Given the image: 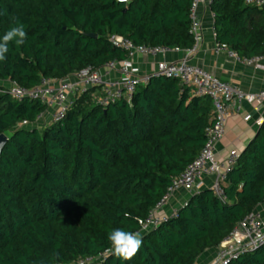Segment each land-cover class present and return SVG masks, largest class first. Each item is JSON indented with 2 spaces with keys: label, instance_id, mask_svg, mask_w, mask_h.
I'll return each mask as SVG.
<instances>
[{
  "label": "trees",
  "instance_id": "obj_1",
  "mask_svg": "<svg viewBox=\"0 0 264 264\" xmlns=\"http://www.w3.org/2000/svg\"><path fill=\"white\" fill-rule=\"evenodd\" d=\"M189 0H0V37L16 22L27 40L9 45L0 80L22 88L123 62L116 36L135 46L191 50ZM215 42L242 60L264 58V9L213 0ZM96 36V38H90ZM46 107L0 89V264H195L264 203V123L224 182L225 200L201 190L156 229L130 261L107 254L113 229L140 231L171 183L193 162L213 124L210 100L177 80L151 77L131 104L77 98L42 129ZM230 264H264V246Z\"/></svg>",
  "mask_w": 264,
  "mask_h": 264
},
{
  "label": "built area",
  "instance_id": "obj_2",
  "mask_svg": "<svg viewBox=\"0 0 264 264\" xmlns=\"http://www.w3.org/2000/svg\"><path fill=\"white\" fill-rule=\"evenodd\" d=\"M130 1L116 0L121 4H127ZM189 1V34L194 40V46L187 51L192 54L202 40V25L198 15L199 5L204 2L210 8L213 0ZM244 3L247 6L264 9V0H244ZM210 16L214 21V14L211 13ZM109 41L113 46L126 52L125 61H112L96 70L86 68L70 73L61 80L42 78L38 85L30 89L22 88L15 82L0 80V89L11 99L17 102L26 100L39 102L46 107L45 112L39 114L34 122L23 121L17 124L15 129L40 130L46 125L61 122L75 100L84 94H89L93 104L101 108L117 102H126L130 105L137 87L145 86L151 77L177 80L182 87L190 89L192 95L210 100L213 108V124L205 130V144L199 154L172 181L163 199L140 222V231L146 233L156 229L172 217H176L179 207L169 205L174 194L182 191L190 197L193 196L201 190L202 178L205 176L213 177L210 189L221 202H224V182L227 174L236 164L239 154L233 151L226 158L218 161L215 157V146L225 133L227 119L232 114H240L243 103L256 110L264 106V90L255 93L245 92L238 86L221 81L203 69L191 65L186 60L158 62L151 76H141L129 63L132 56L155 57L178 51V49L170 50L166 47L147 45L135 46L130 41L116 36L110 37ZM215 51L217 53L226 52L229 56L239 59L235 52L230 51L224 45L216 43ZM261 59L262 57H257L243 60V62L252 65ZM262 246H264V218L254 211L239 222L231 234L218 246L216 258L212 264H230L241 255L254 252Z\"/></svg>",
  "mask_w": 264,
  "mask_h": 264
},
{
  "label": "crops",
  "instance_id": "obj_3",
  "mask_svg": "<svg viewBox=\"0 0 264 264\" xmlns=\"http://www.w3.org/2000/svg\"><path fill=\"white\" fill-rule=\"evenodd\" d=\"M210 14V8L202 2L198 8L202 25V40L192 54H189L187 50H178L155 57L134 55L129 59L131 67L138 75L151 76L158 62L169 63L186 60L191 65L203 69L221 81L238 86L245 92L255 93L264 90V58L255 64L248 65L242 59L233 58L226 52L217 53L215 51L213 20ZM263 123L264 106L256 110L243 103L240 114H232L226 121L225 133L215 146L216 160H223L233 151L240 155L255 138ZM212 181L213 177H203L201 190L210 189ZM189 198L188 194L179 191L174 194L169 205L180 208ZM255 211L264 218V203ZM217 248L206 251L195 264H212L216 258Z\"/></svg>",
  "mask_w": 264,
  "mask_h": 264
},
{
  "label": "clouds",
  "instance_id": "obj_4",
  "mask_svg": "<svg viewBox=\"0 0 264 264\" xmlns=\"http://www.w3.org/2000/svg\"><path fill=\"white\" fill-rule=\"evenodd\" d=\"M26 40L27 32L23 24L17 21L15 26L8 29L0 37V62L6 60L10 44L14 43L17 46H21ZM108 240L111 246L106 250V255H114L125 262L132 260L143 244L142 233L139 230L113 229L108 235Z\"/></svg>",
  "mask_w": 264,
  "mask_h": 264
},
{
  "label": "water",
  "instance_id": "obj_5",
  "mask_svg": "<svg viewBox=\"0 0 264 264\" xmlns=\"http://www.w3.org/2000/svg\"><path fill=\"white\" fill-rule=\"evenodd\" d=\"M90 38H96V36H90ZM8 137L5 134H1L0 135V145H2V147H0V152L3 149L5 143L7 142Z\"/></svg>",
  "mask_w": 264,
  "mask_h": 264
}]
</instances>
